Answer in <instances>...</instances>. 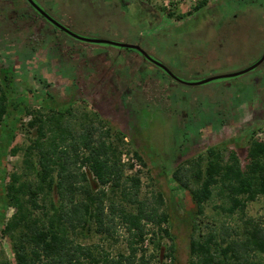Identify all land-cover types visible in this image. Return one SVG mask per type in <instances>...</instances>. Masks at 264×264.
I'll return each instance as SVG.
<instances>
[{
    "label": "rangeland",
    "instance_id": "374dc122",
    "mask_svg": "<svg viewBox=\"0 0 264 264\" xmlns=\"http://www.w3.org/2000/svg\"><path fill=\"white\" fill-rule=\"evenodd\" d=\"M37 1L76 34L140 46L186 82L242 72L264 55V0H200L197 4H189L194 3L191 0H146L161 15L158 24L154 25H147L141 18L139 10L142 8L137 0ZM132 3L137 4L134 12ZM201 3L207 5L196 12V6ZM25 8L22 0H0V28L5 25L4 32L0 33V74L8 69L11 71L18 90L15 96L31 101V114L37 111L49 114V109L41 110V107L46 92H50L55 100L50 103L52 106L73 112L75 118L71 122L76 129L80 128L84 115H96L107 122L114 139L118 133L125 135L122 147L125 153L133 157L137 152L146 163V167L130 172L141 173L140 199L155 203L158 195L163 196L165 205L162 211L169 216L167 229L172 238L158 232L152 225L148 226L147 229H155L153 233L158 234L147 237L144 245L135 246L139 249L136 264H190L194 224L204 234L212 229L218 230L225 223L233 228L242 227L239 214L229 216L217 209L224 204L217 194L205 205L204 214L198 215L190 192L178 188L174 173L187 160L202 157L206 164L207 151L214 147L220 148L225 156L237 153L243 167L247 165V151L255 141L264 140V68L237 78L192 86L173 81L163 71L145 63L140 64L143 58L137 52L111 45L78 42L83 49L74 46L72 42L75 41L67 38L71 42L62 39L63 45L73 47L74 58L55 53L52 47L56 36L49 29L42 30L43 42L33 43L36 51L32 53L30 50L29 53V43L24 40L27 38L22 37L14 46L3 40L7 35V23L14 17L13 12L19 13ZM257 20L260 26L256 24ZM39 26L41 24H37ZM24 32L33 34L34 26H25ZM17 49L24 54L17 53ZM88 55L96 63L98 58H110V61L95 71L90 65L82 64L89 62L85 58ZM131 72H135L134 76ZM257 78L260 80L254 85ZM151 79L160 83L158 96L155 97L148 87L147 94H131V101L124 95L120 98L134 87H146ZM220 111L226 120L225 125L218 116ZM31 119L32 116L24 114L16 129L15 140L0 142V145L8 151L28 146L29 139L36 137V130L25 126ZM69 119L66 113L64 121ZM24 159L22 150L17 155L9 152L4 156L1 168L7 178L2 184L3 189L12 173L25 172ZM92 185L94 189L99 187L97 183ZM2 188L1 198L4 194ZM111 196L127 212H135L136 207L119 192L111 193ZM13 213L10 208L5 222L0 220V250L10 264H16L13 237H4L2 230ZM246 213L264 227V198L249 203ZM79 241L92 247L98 257L109 254L117 258L130 255L132 236L120 217L113 235L99 234L93 226L91 232L79 237ZM171 246L175 261L169 256ZM255 262L264 264V254Z\"/></svg>",
    "mask_w": 264,
    "mask_h": 264
},
{
    "label": "trees",
    "instance_id": "16d2710c",
    "mask_svg": "<svg viewBox=\"0 0 264 264\" xmlns=\"http://www.w3.org/2000/svg\"><path fill=\"white\" fill-rule=\"evenodd\" d=\"M206 5H197L196 12ZM36 22L37 19L28 14L18 13L7 23V35L3 40L14 46L22 37L27 38L24 39L29 43L27 52L34 53L33 43L40 44L43 39L38 32L40 29L36 28L30 35L24 30L25 26H34ZM4 26L0 33L4 32ZM54 47L61 52L73 50L62 47V42ZM17 53L21 50L17 49ZM150 85L142 91L147 94V88L151 87L150 92L158 96L159 82ZM17 92L11 71L8 69L0 74V142L15 140L24 114L32 116L25 126L36 130V137L30 138V144L24 149L8 151L0 145V192L7 178L1 168L4 156L9 152L17 155L22 150L25 157V172L12 173L9 183L2 188L3 197L0 196V220L5 222L6 212L10 208L14 210L2 234L13 237L16 264H136L139 249L135 246L144 245L147 237L158 234L153 233L155 229H147L148 226L172 238L167 229L169 216L162 211L163 196L158 195L155 203L140 199L141 173H130L134 167L122 162L126 154L122 149L125 135L118 133L114 139L107 122L96 115H84L80 128L76 129L71 122L75 118L73 112L52 106L50 103L55 100L50 92H46L41 107V110L49 109V114L37 111L33 115L29 111L31 101L23 96L16 97ZM128 100L131 101L130 96ZM134 107L137 112L136 105ZM66 113L70 119L64 121ZM218 116L225 125L222 111ZM207 152L206 164L202 157L187 160L175 171L174 180L180 190L190 192L198 215L204 214L205 205L217 194L224 202L217 209L229 216L239 214L242 227L233 228L225 223L218 230L204 234L194 224L190 264H256L258 256L264 254V227L249 218L246 210L249 203L264 198V140L255 141L247 151L245 167L237 153L225 156L216 147ZM133 154L146 167L143 158L137 152ZM96 183L99 187L94 189L92 184ZM118 192L136 207L135 212H127L112 198L111 193ZM120 217L132 236L129 256L112 258L106 254L98 257L92 247L79 241V237L91 232L93 226L99 234L113 235ZM173 250L171 246V258ZM0 264H10L1 250Z\"/></svg>",
    "mask_w": 264,
    "mask_h": 264
},
{
    "label": "flooded vegetation",
    "instance_id": "af4514ba",
    "mask_svg": "<svg viewBox=\"0 0 264 264\" xmlns=\"http://www.w3.org/2000/svg\"><path fill=\"white\" fill-rule=\"evenodd\" d=\"M25 4H26V8L25 9H23V10H20L21 12H24V13H26V14H28L30 17H32V18H35V19H37V22H36V25H34V32H33V34L36 32V28H39L40 30L38 31L39 32V34L40 35H42V30L43 29H49V30H52L53 31V33H54V35L56 36V39H55V41H53V43L54 44H56L57 42H62V39H67V38H69V39H71V40H73V41H75V42H72L73 43V45L74 46H76V45H78V46H80L79 44H77L78 42L79 43H86V42H82V41H79V40H76L75 38H73V37H71L70 35H68L66 32H64L63 30H61L60 28H58L57 26H55L54 24H52L45 16H43L36 8H35V6L34 5H32L31 3H30V1L29 0H22ZM40 9H42L46 14H48L51 18H53L54 20H56L59 24H61L62 26H64V27H66V28H68L70 31H72L67 25H65L64 23H62L61 21H60V19H58V18H56V17H54L52 14H50L49 12H47V11H45L41 6H39V4L37 3L38 1L37 0H32ZM137 3L139 4V8H142V10H139V14L142 16L141 18H143V20L144 21H146V24L148 25L149 23H151L150 25H154V24H158V19H159V17H160V13H158V11H157V9H156V7L154 6V5H151L148 1H146V0H137ZM131 6H132V10H133V12L134 11H136L135 9L137 8V4L136 3H132L131 4ZM20 13V12H19ZM13 16L15 17V16H17V14L18 13H16V10H15V12H13ZM224 22H227V20L225 19L224 20ZM37 24H41V27L39 26V27H37ZM46 24H48V26H46ZM28 27H30L29 25H28ZM31 27H33V25H31ZM73 32V31H72ZM59 33H61V34H63L65 37H62V36H60L59 35ZM73 33H75V32H73ZM76 34V33H75ZM78 35V34H77ZM80 36V35H79ZM42 37H43V39L41 38V40H42V42H43V40H44V36L42 35ZM86 38H88V37H86ZM69 39H67V40H69ZM70 41V40H69ZM41 42V43H42ZM71 42V41H70ZM54 44H53V49L52 50H54V52L55 53H60V54H62V55H66V56H68V57H70V58H74V56L76 55V53H75V50L73 49V47H69V48H72L73 50H72V52H61V51H57V50H55V47H54ZM89 44V43H88ZM92 45H95V44H92ZM136 46V45H135ZM62 47H68V46H65V45H63V42H62ZM80 47H82V46H80ZM140 47V46H139ZM83 49H85L84 47H82ZM141 48V47H140ZM121 49H123V48H121ZM142 49V48H141ZM125 50H127V51H132V52H137L140 56H142V58H143V61H141V63L140 64H143V65H145V64H147L148 66H151V67H153L155 70H157V69H159V70H161V71H163V73H165L169 78H171V80H173V81H176V82H180V81H177V80H175L173 77H171L166 71H164L162 68H160L159 66H157L156 64H154L153 62H151L150 60H148L143 54H141L140 52H138V51H136V50H131V49H125ZM143 50V49H142ZM144 51V50H143ZM88 52H90V51H88ZM87 52V53H88ZM148 56H150L152 59H154V60H156V61H158V62H160L157 58H155L154 56H152V55H150V54H148L146 51H144ZM89 54V53H88ZM121 56H122V54L121 53H119ZM84 58V57H83ZM85 58H87V59H89V62H87V63H82V64H85L87 67L89 66V67H91V68H93L95 71H97L100 67H102V65L103 64H105V63H107L108 61H110V58L109 59H104V60H102V59H100V58H98V62L96 63V62H94L93 60H92V58L93 57H90L89 55L88 56H86ZM100 59V60H99ZM125 60H126V58H125ZM145 63V64H144ZM161 64H163L162 62H160ZM164 65V64H163ZM255 65V64H254ZM165 66V65H164ZM166 68H168L167 66H165ZM264 68V63L261 65V66H259L258 68H256L255 70H257V69H263ZM169 69V71L170 72H172V74H174V72L170 69V68H168ZM140 73H142V70L141 69H137ZM264 70V69H263ZM262 70V71H263ZM254 71V70H253ZM132 74H133V76H134V73L135 72H131ZM175 75V74H174ZM176 76V75H175ZM177 77V76H176ZM178 78V77H177ZM179 79V78H178ZM259 80H260V78H257V80H255V81H253V83H254V85H257L258 84V82H259ZM157 80H155V79H151V82H150V84L151 83H155ZM182 81V80H181ZM123 82V81H122ZM183 82H186V81H183ZM103 83V82H102ZM129 83V82H128ZM172 83V82H171ZM122 85L124 84V83H121ZM146 84H149L148 82H146ZM149 84V85H150ZM159 85H160V83H159ZM171 85V84H170ZM170 85L168 86V87H170ZM144 88L145 87H134V89H131V92L130 93H124V94H121V97L120 98H122V96L124 95L126 98H128V96H130L131 94L133 95L134 93H135V95H139V93L140 92H143L142 90H144ZM222 124V123H221Z\"/></svg>",
    "mask_w": 264,
    "mask_h": 264
},
{
    "label": "water",
    "instance_id": "95a60500",
    "mask_svg": "<svg viewBox=\"0 0 264 264\" xmlns=\"http://www.w3.org/2000/svg\"><path fill=\"white\" fill-rule=\"evenodd\" d=\"M29 1L52 24H54L55 26H57L58 28H60L64 32H66L68 35H70L71 37L75 38L76 40H79V41H82V42H86V43H89V44H95V45H111V46L118 47V48L136 50V51L140 52L141 54H143L148 60H150L151 62H153L154 64H156L160 68H162L164 71H166L175 80L180 81V82H183L180 79H178L174 74H172V72H170L169 69L166 68L163 64H161L160 62H158V61L152 59L150 56H148L139 46H131V45H126V44H118V43H114V42H110V41H106V40L92 39V38H86V37L79 36V35L73 33L72 31H70L68 28H66V27L62 26L61 24H59L53 18H51L42 9H40L32 0H29ZM263 63H264V55L262 56V58L255 65L251 66L249 69L244 70L242 72H238V73H234V74H228V75H224V76H216V77H212L210 79H207V80H204V81H199V82H183V83L194 86V85L207 84V83H210V82H213V81H216V80H220V79L237 78V77H240L242 75H245V74H247V73L255 70L256 68H258L259 66H261Z\"/></svg>",
    "mask_w": 264,
    "mask_h": 264
},
{
    "label": "built area",
    "instance_id": "2783aa9c",
    "mask_svg": "<svg viewBox=\"0 0 264 264\" xmlns=\"http://www.w3.org/2000/svg\"><path fill=\"white\" fill-rule=\"evenodd\" d=\"M185 1V0H184ZM194 2V3H189V4H197L200 2V0H191V2ZM192 6V5H191ZM122 162L124 164H129V165H132L134 167V170H139L141 169L142 165L141 163L138 161L137 158H135V156L132 155H127V154H124L123 157H122Z\"/></svg>",
    "mask_w": 264,
    "mask_h": 264
}]
</instances>
